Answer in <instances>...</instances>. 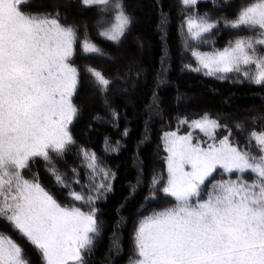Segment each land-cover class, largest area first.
Returning <instances> with one entry per match:
<instances>
[{
	"label": "snow or ice",
	"instance_id": "obj_1",
	"mask_svg": "<svg viewBox=\"0 0 264 264\" xmlns=\"http://www.w3.org/2000/svg\"><path fill=\"white\" fill-rule=\"evenodd\" d=\"M180 2L191 9L198 0ZM80 5L95 10L97 35L107 41L121 42L133 22L124 0H80ZM31 8L32 0H0V220L34 247L39 264H87L86 255L101 235L95 204L112 192L115 173L73 137L71 125L80 113L74 102L80 71L73 58L77 47L85 56L105 53L86 26L81 37L79 27L62 22L67 18L58 10L53 14ZM221 23L252 34L238 35L222 49L200 51ZM181 28L184 47L196 61V67L187 64L186 69L221 80L235 74L241 78L237 82L264 85V0H248L232 18L186 12ZM85 71L96 90L106 94L113 81L94 67ZM109 115L113 120L119 116L111 108ZM258 120L264 116L251 117L253 124ZM246 123L233 127L243 133ZM179 124L200 129L211 142L194 141L191 133L179 135L178 130L163 134L167 177L153 174L152 194L140 212L155 199L157 189L175 202L140 216L129 264H264V128L247 132L242 148L231 139L228 125L207 112L191 121L181 117ZM222 127L228 135L217 139ZM118 146L119 141L110 146L105 139V151H118ZM73 151L86 169L87 183H81L76 167L69 179L57 166ZM37 158L71 203H61L37 173L25 176ZM218 169L229 178L212 179ZM245 173L252 174L251 181L243 178ZM111 239L109 251L119 250L115 233ZM0 264H31L21 245L4 232Z\"/></svg>",
	"mask_w": 264,
	"mask_h": 264
},
{
	"label": "trees",
	"instance_id": "obj_2",
	"mask_svg": "<svg viewBox=\"0 0 264 264\" xmlns=\"http://www.w3.org/2000/svg\"><path fill=\"white\" fill-rule=\"evenodd\" d=\"M43 1L38 0V7L32 10L53 14L58 10L61 17L67 18L62 22L79 27L81 37L86 26L91 39L105 53L104 57L85 56L77 47L73 62L80 71V83L74 102L80 107V113L71 125V131L77 145L94 151L102 165L115 173V178L111 181L112 192L95 204L98 220L102 222L101 239L97 238L92 252L86 255L87 264H126L133 252L130 246L133 224L140 217V207L145 203V198L152 194L149 187L144 188L148 173L146 169L150 166L149 160L155 151V145L164 149L163 133L178 130L185 134L191 133L194 141H208V137L188 124L180 125V118L187 117L191 121L207 112L218 119L221 125L234 128L233 125L237 122L244 120L251 124V117L264 116V109H260L261 104L264 105V85L248 81L237 82L241 78L235 74L221 80L206 75L204 71L195 72L185 68L187 64L196 67L194 57L184 47L181 24L186 12H198L200 15L208 13L213 19L221 16L232 18L248 0H215V5L218 6H214V0H198L197 5L191 9L183 8L180 0H124L133 22L119 43L107 41L97 35L94 9L84 8L76 0H61L60 6L43 9L47 7V2L42 4ZM135 3L141 6L140 11H133L130 7V4ZM67 15L76 20L68 19ZM251 34L248 31L225 28L221 23L206 37L209 43L201 45L199 50H212L213 47L222 49L236 36ZM123 45L128 54L142 55L147 70L144 86L137 93L138 100L133 108L129 106L126 94L112 91L122 84L115 79L117 67L114 66L113 53ZM86 66L100 70L106 78L113 81L106 94L100 93L93 86L92 78L85 71ZM119 74L121 72L117 73ZM140 78L135 72V80ZM191 95L197 98L196 101L190 98ZM109 108L116 110L118 119L111 118ZM97 116L102 119H95ZM257 124H262V121L258 120L253 125ZM125 129L127 135H124ZM224 130L220 128V134ZM106 138L110 141V146L119 141V150L105 151ZM31 165V172L39 175L40 182L46 189L53 192L61 203H71L66 198V191L55 185L54 178L46 171L42 159H35ZM57 166L68 177L72 175L70 169L76 167L81 183H87L86 169L81 166L74 151L69 152L63 161H57ZM138 180L139 186L133 194L131 189L137 185ZM73 187L76 191L81 190L78 185ZM157 199L155 195L147 208L162 201ZM0 232L14 237V231L3 220H0ZM114 233L120 241V247L119 250L113 249L110 252ZM20 245L31 263L39 264V255L32 249L34 247L26 241Z\"/></svg>",
	"mask_w": 264,
	"mask_h": 264
},
{
	"label": "rangeland",
	"instance_id": "obj_3",
	"mask_svg": "<svg viewBox=\"0 0 264 264\" xmlns=\"http://www.w3.org/2000/svg\"><path fill=\"white\" fill-rule=\"evenodd\" d=\"M59 1L61 2V0H44L42 2V4L44 2H47L46 3L47 7L43 8V9H50V8L53 9L55 6L58 7L61 4ZM76 2L79 4L80 3V0H76ZM180 4H181V2H180ZM37 5H39L38 0H32V8H31V10L32 9H36V7H38ZM181 6H182V4H181ZM130 7L133 9V11L134 10L135 11H140L141 10V6H139V3L130 4ZM67 17H68V19L70 18V19H72L74 21L76 20V19H73L74 18L73 16L71 17L70 15H67ZM135 43H137V41H135ZM124 46L125 45H123V46H121L119 48H116L115 51H114V53H113L114 66L117 67L116 68L117 70H115V72H114L115 79L118 80V81H121L122 84H121V86L117 87L116 89L113 88L112 91H116L115 92L116 94L117 93H124V94H126L125 97L128 99V104H129V106H131L133 108V106L136 104V100H138L137 99V93L144 86L145 77L147 76V70L144 67V62H143V59H142V55H140L139 53L128 54V52L125 50V47ZM212 50H210V49L209 50H206L205 48L200 49V51H202V52H207V51H212ZM144 51H145V49H143V52ZM118 72H121V74L117 75ZM135 72H137L139 74V77L141 76L140 79L135 80ZM190 98L193 101H196V99H197L196 97H194L192 95L190 96ZM150 106H152V105H150ZM260 109H264V105L261 104V108ZM244 118L245 119H248L247 116H245ZM245 122H247L246 123V131L243 132V133L237 131L235 128H229V129L232 130L231 139L233 140V142H237L238 141L239 142V145L242 148L245 145L247 132L251 131L253 127H255L257 131L261 130V128H264V121H262V124H257V125H253V123L250 124L249 121H244V120L241 123H245ZM194 129H195V131H199V133H201L202 135H204V133L201 132L200 129H198V128H194ZM222 129H223V127H222ZM167 132H171V131H167ZM178 134L179 135H186L185 133H182V132H178ZM225 135H228L227 130L226 131L224 130V132H221V134H220L219 129L216 132L217 139H220V138H222ZM204 142L207 143V142H211V141L208 140V141H204ZM163 147H164V142H163ZM253 151L255 152V149H253ZM256 154H258V153H256ZM166 156H167V152L165 151V148L163 149L162 147L160 148V147H158V146L155 145V151H154L152 157L149 160V165L150 166H147L148 168L146 169L147 172H148L147 173V177H146L145 180L143 179L145 181L144 185H146V186H144V188L145 187H147V188L149 187V191H150V184H151V180H152L153 174H157V175L163 174V176H164L165 179L167 177L166 163H165V157ZM32 168H33L32 165H30V171H26L25 172V176L26 177H31V175H32V172H31L32 171ZM222 175H224L225 177H223ZM71 177H72V175L69 176V179H71ZM228 178H229L228 174L222 173V170H219V169L217 170L216 173H214V175L212 177V179H214V180L228 179ZM243 178L245 180L251 181L252 178H253V176H252L251 173H245V174H243ZM231 179H236V175L235 174L232 175L231 176ZM209 183H211V180L209 181ZM162 187H163V184H161L159 186L160 189H162ZM155 195H156V199L157 198L158 199L160 198V200H162V201L157 202L156 203L157 205L154 206V207L152 206L150 208H146L142 213L140 212L139 216H141V215H147L153 209L159 210V209H161V208H163L165 206H171L175 202L174 201V198L165 195L159 189L156 190ZM77 206H80V205H77ZM84 210L87 211L88 208L86 207V209L84 208ZM138 219H137V221H138ZM136 224H137V222L133 224V227H132V230H131V233H130V241H131L130 242V246L132 248V251H133V231H134V228H135ZM10 236L18 244H21L23 241H26L24 238H22L15 231H14V237L11 234H10ZM99 239H101V238H99ZM31 247H33V246H31ZM32 249L34 251H36L34 248H32ZM24 254L27 257L25 251H24ZM132 254H133V252H132ZM132 254H131V256H132ZM126 264H129V262H127Z\"/></svg>",
	"mask_w": 264,
	"mask_h": 264
}]
</instances>
